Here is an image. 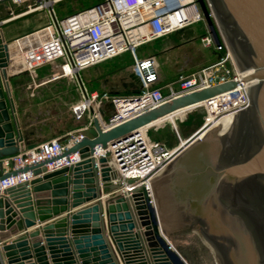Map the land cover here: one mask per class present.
<instances>
[{
	"label": "water",
	"instance_id": "water-1",
	"mask_svg": "<svg viewBox=\"0 0 264 264\" xmlns=\"http://www.w3.org/2000/svg\"><path fill=\"white\" fill-rule=\"evenodd\" d=\"M197 2L211 35L217 43L218 36L224 40L238 72L252 71L242 81L257 83L245 89L250 104L237 114L233 133L220 135L213 128L200 137L198 131L181 144L164 174L153 180L158 220L165 231L161 210L169 201L176 223L196 226L225 263L236 264L241 241L250 240L256 264H264V0ZM9 47L0 28V159L25 151L8 99ZM129 75L142 89L139 78ZM233 87L227 83L176 98L106 131L94 119L91 126L73 132L81 140L63 154L80 155L73 167L46 173L48 162H41L0 175V181L20 172L33 176L0 197V264H147L128 204L121 197L102 201V195L118 189L109 182V154L98 159L100 178L90 157L97 146L106 149L108 143ZM137 195L135 210L154 263L184 264L160 236L151 208L149 219Z\"/></svg>",
	"mask_w": 264,
	"mask_h": 264
},
{
	"label": "built area",
	"instance_id": "built-area-1",
	"mask_svg": "<svg viewBox=\"0 0 264 264\" xmlns=\"http://www.w3.org/2000/svg\"><path fill=\"white\" fill-rule=\"evenodd\" d=\"M63 1L66 0H34L20 13H14L11 8L7 16L2 18V24L38 11L46 12V25L13 40L22 62L19 73L28 74L33 86L31 89L61 79L74 83L80 101L71 105L70 114L76 121L86 119L83 128L91 126L96 119L104 131L110 130L171 100L227 83H234V87L200 104L199 107L204 112V124L199 131L207 130L213 121L223 116H236L249 106L250 100L245 89L253 86L254 82L242 80L252 74V71L238 72L224 40L218 36L217 43L211 35L197 0H104L60 19L54 7ZM22 2L23 0H0V4L10 6ZM198 23H203L206 30V35L200 38L202 46L212 48L222 56L215 63L181 76L176 81V89L175 83L154 87L157 63L153 58L138 60L135 50ZM127 53L133 59L130 73L137 76L142 85L140 89L136 84L140 92L119 95L88 91L81 78L82 71L98 67L103 62ZM44 68L47 72L38 81L36 71ZM163 89H166V94H163ZM153 127L156 126L139 129L119 142L108 143L106 149L97 146L90 157L95 161L94 167L100 178L98 159L105 157V153L109 154V182L118 186V189L102 195V201L121 197L128 204L135 224L133 232L138 237L147 264L155 263L144 236L145 228L140 225L136 214V201L133 197L140 194L137 195L140 196L137 201H142L149 219L151 208L160 227L152 183L177 157L182 144L180 141L176 148L168 149L159 142L151 141L147 132ZM173 130L178 135L177 130ZM80 140L81 137L73 136L72 132L64 140L51 139L22 153L4 157L0 159V175L17 172L41 162H48L44 165L46 173L73 167L81 161L80 155L77 152L69 156L63 154ZM32 179L30 171L2 179L0 197L5 190L28 183ZM128 180H135V183L127 185ZM100 186L102 187V183ZM136 189V193H133ZM164 241L175 251L167 238Z\"/></svg>",
	"mask_w": 264,
	"mask_h": 264
},
{
	"label": "rangeland",
	"instance_id": "rangeland-1",
	"mask_svg": "<svg viewBox=\"0 0 264 264\" xmlns=\"http://www.w3.org/2000/svg\"><path fill=\"white\" fill-rule=\"evenodd\" d=\"M103 1L104 0H66L55 5L54 9L57 17L61 19ZM33 2L34 0H27V2L23 4L14 6L0 4V19L5 18L7 16V12L11 10V8L14 13H20L25 10L28 4ZM47 21L46 12L38 11L4 24L3 35L7 40L12 41L16 37H20L25 33H29L46 25ZM204 35H206L204 25L203 23H198L163 39H159L139 47L135 50V55L138 60H143L149 57L155 58L159 64V66L157 65L155 71L156 84H159V86H165L167 84L175 83L174 88L176 89V81L181 76H186L191 72L198 70V68H202L204 65L215 63L218 61L220 55L222 56V54L216 53L212 50V48H204L202 46L200 38ZM132 64L133 59L131 55L129 53L123 54L122 56L103 62L97 67L99 68V71L101 70L102 77L98 78L95 74L94 68H90L81 72V78L88 91H97L98 93H101V82L107 81L110 84L120 85V79L124 77L125 74L129 75L126 69L132 66ZM45 70L46 69H38L36 71L37 77L40 78L44 76L46 72ZM27 78L28 81L30 80L31 82V79L29 77ZM112 78L113 83L110 82ZM62 84L63 86L59 87L58 84L51 83L40 88L42 97L39 99L44 101L42 103V107L45 109L52 108V100L57 99L58 103H60V112L57 114V116H60V124L58 126L75 128L85 124V118L80 121H76L70 114V110L66 109L70 104L72 105L80 101L76 85L72 82L69 86L64 85L63 82ZM30 87L33 86L30 85ZM30 91L34 93L32 94ZM36 91L37 89L29 90L31 96L36 95ZM111 91L112 94H116L114 92L118 91L119 95H128L140 92L138 89L134 92H131V90H122L121 86L116 87ZM162 92L163 94L167 93L166 89H163ZM59 93L61 98L58 96L52 98ZM203 118L204 112L201 107H196L194 110L189 109L185 111V113L183 112L182 114L174 116L161 123L159 126L151 128L147 132V136L153 142H159L168 149H174L178 146L180 141L183 143L186 139H188V137H191L202 128L204 124ZM214 122H216V120L213 121V123ZM173 128L177 130L178 135L174 133ZM218 131L219 129L217 128V132ZM165 171L166 169L164 172ZM164 172L158 177L163 175ZM154 199L156 212L157 215H159L155 192ZM169 206L170 204L168 201V205L164 208V212L161 210L163 218L162 222L165 226L164 231V227L159 220L160 227L163 232L162 237L164 240L167 238L170 241L175 250L173 252L183 261L184 264H229V262L225 263L224 259L217 255L216 250L202 237L196 226H179V224L176 223V221H178L175 214L176 212H173L172 208Z\"/></svg>",
	"mask_w": 264,
	"mask_h": 264
},
{
	"label": "crops",
	"instance_id": "crops-1",
	"mask_svg": "<svg viewBox=\"0 0 264 264\" xmlns=\"http://www.w3.org/2000/svg\"><path fill=\"white\" fill-rule=\"evenodd\" d=\"M25 2H27V0H23V2L21 4H23ZM1 21H2V19H0V22ZM3 25L4 24L0 25L2 32H3ZM26 34H28V33H25L24 35H26ZM24 35H22V36H24ZM16 38H18V37H16ZM4 39L6 42L10 43V47H9L10 65L7 69V83H8V87H9L8 99H9V102L11 101L10 102L11 106L14 109L12 112V119L16 123H18V125L16 124L17 128L21 130V133L23 136L24 149L28 150L31 148H35L39 144L46 142L48 140H51V139L64 140L68 136V134H70V133H72V132H74L80 128H83L86 125V123L81 125V126L75 127V128H65L64 126H58L60 124V122H59L60 116H57V114H59V112H60V109H59L60 103H58L57 99L52 100L53 101L52 108L45 109L42 107V103L44 101L42 99H39L40 97H42L41 93H40V88H42L46 85H49L51 83L40 85L37 88L36 95L31 96L30 92L32 94L34 92H32V91L29 92V90L31 89V87H30L31 82H30V80L28 81V78H27V77H29L28 74L19 73V71L21 70V67H22V62H21V59L17 53V47L14 45L13 40L9 41L5 37H4ZM149 58H153V57H149ZM145 59H148V58H145ZM145 59H143V60H145ZM153 59L155 60V58H153ZM157 65L159 66L158 62H157ZM207 65H209V64H207ZM207 65H204V66H207ZM204 66H202V67H204ZM44 69H46V68H44ZM91 69H93V68H91ZM131 69H132V66L128 67L126 69V71H128V73L130 74ZM40 70H42V69H40ZM45 71L47 72V69ZM94 71H95V74L97 75L98 78L102 77V73H101V70L99 71V68L95 67ZM46 72H45V74H46ZM45 74H44V76H45ZM44 76H42L40 78L37 77L38 81L42 80L44 78ZM129 76L130 75L125 74V76L120 79L121 80L120 85L119 84H117V85L116 84H110L107 81L101 82V88H102L101 93H103V92L112 93L111 90L115 89L116 87H120V86H121L122 90H126V91L131 90V92L136 91L138 89L136 86V83L133 82ZM62 82L64 83V85H68V86L71 85V82L67 79H61V80H58L56 82H52V84L56 83L60 87V86H63ZM110 82L113 83V78L110 80ZM154 87H164V86H159V84H154ZM91 92H94V91H91ZM95 92H97V91H95ZM114 93L119 94L118 91H115ZM56 96L61 98L60 93L53 96L52 98H55ZM70 107H71V104L69 106H67L66 109L70 110ZM14 111H15V113H14ZM92 204H94V202ZM92 204H88L86 206H89ZM70 212H71V210H70ZM161 233L163 236L162 229H161ZM4 243H9V240H7Z\"/></svg>",
	"mask_w": 264,
	"mask_h": 264
},
{
	"label": "bare ground",
	"instance_id": "bare-ground-1",
	"mask_svg": "<svg viewBox=\"0 0 264 264\" xmlns=\"http://www.w3.org/2000/svg\"><path fill=\"white\" fill-rule=\"evenodd\" d=\"M252 82H254V84H256L257 80H253ZM199 106L200 105L197 104V105H194L192 107H187V108L176 110L173 113H171L170 115H168L167 117H165L164 119H160V120L152 123L150 126H159L161 123L167 121L168 119H170L174 116H178V115L182 114L183 112L185 113V111H187L189 109H193V108H196ZM237 121H238L237 115L236 116H234V115L223 116L222 119L212 123V125L207 130H205L204 132L201 131L198 134V136L202 137L204 134H206L208 132V130L213 129V128H218L219 129L218 133L220 135L228 136L234 132ZM150 126H147L145 128H148ZM163 172H161L160 174H162ZM152 193L154 195L153 190H152ZM159 229H160L159 230L160 236L162 237L161 227H159ZM252 248L253 247L251 246L250 240H249V243H246L245 241L242 240L240 246L238 247V249L236 251V256H235L236 257L235 260L237 261L236 264H256V262H255L256 258L254 257V249H252ZM258 257L263 258L262 255L261 256L258 255Z\"/></svg>",
	"mask_w": 264,
	"mask_h": 264
}]
</instances>
